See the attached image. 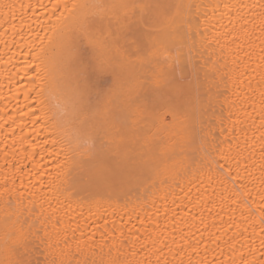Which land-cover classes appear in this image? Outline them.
<instances>
[{"label": "snow or ice", "instance_id": "6c2138e0", "mask_svg": "<svg viewBox=\"0 0 264 264\" xmlns=\"http://www.w3.org/2000/svg\"><path fill=\"white\" fill-rule=\"evenodd\" d=\"M46 7L42 3L26 4L23 0H0V29H3V35L8 34L5 25L11 27L14 35L21 34L15 31L18 27L16 20L19 19L22 32L25 27H31L29 22L34 17L39 19L37 9ZM222 8L226 12L217 16L216 12L221 9L219 3L93 0L91 3L69 4L68 0H55L51 4L52 15L60 13L57 20L68 19L64 15L66 12L74 19V26L62 38V47L67 52L64 76L58 80L50 73L43 55L46 37L37 34L40 47L28 54L31 59L24 61L23 71L27 78L24 99L31 103L26 105L28 111L23 115L29 116L34 126L40 124L45 131L51 129L43 144L50 143L53 148L59 145V150L45 149L26 136L20 137V150L25 154L24 159L33 162L37 147L41 152L48 151L56 160L57 179L65 178L56 191L67 192L69 203L63 205L59 197L58 207H52L48 202L51 214L41 221L44 225V235L41 236L36 221L29 222L33 211L19 206L24 199L21 192L16 219L11 223L6 220L4 224L6 259L0 260V264H32L24 258V254L37 240L47 242L49 248L53 247V233L47 229V223L53 219L55 246L62 238L68 247V229L73 234L79 230L83 238L89 227L93 228L91 235L77 244L73 259H61L59 264H264V0L226 2ZM201 9H211L212 15L204 11L201 17ZM224 16L228 18L227 25L223 23ZM48 19L51 20L52 16ZM216 24L219 29L213 40L219 44L221 37L228 39L231 45H235L234 49L230 48V54L236 59L232 60L231 68L223 73L216 68V62H212L210 68L200 69L204 71L203 78H200L199 70L193 68V79H189L185 74L187 65L181 67L184 64L183 49L187 47L192 53L198 51V44L199 48L211 47L207 33L209 26L214 28ZM45 32L47 34V30ZM48 39L51 42V38ZM208 63L205 60V65ZM137 66L146 68L150 74L137 76L135 86L129 88L126 84L132 78L130 70ZM224 67H228L227 63ZM106 77H111L110 84ZM253 81L256 82L255 87ZM94 96H103L107 104L103 108L99 104L94 105ZM232 97L243 102L240 107ZM217 104L228 108L226 117L223 111L216 117L222 138L219 142L215 135L216 125L206 130L204 120L209 110L216 116ZM249 108L251 111H248ZM239 111L250 117L259 131V136L253 137V140L259 141L260 148V177L255 194L249 187L253 176L251 168L255 167V143L249 142L247 130L238 128L244 123L237 115ZM225 121L230 123L226 125ZM0 127L3 125L0 124ZM241 131L243 141L238 137ZM12 133L15 135L14 128ZM224 144L228 145L227 149ZM177 148L182 157L181 167L186 173L191 169L187 190L177 179L179 171L169 166V161L177 155ZM8 155L5 152V156ZM17 171L22 169L17 168ZM148 172L171 177L173 183L181 187L184 196L180 205L172 200L175 206L172 211L179 208L180 212H184L187 209L184 214L191 215L193 221L197 219L193 208L202 206L211 212L204 198L207 191L205 185L218 187L221 190L219 194L228 200L232 211L240 209L245 225L239 231L240 224H235L237 231L225 241L231 255H225L221 248L220 254L224 259L214 256L209 260V245L217 244L219 247L217 241L220 237L215 233L208 232L207 239L203 238L204 232L194 239L189 238L194 236L189 233L177 240L175 227L167 232L161 230L157 223L155 229L149 230L148 224L154 223L151 214L145 218L141 214L145 209L133 208L130 212L127 203L121 205L120 193ZM42 175L37 173V176ZM20 179L21 187H24L23 177ZM5 191H8L7 187ZM167 196L160 197L165 215L169 212ZM185 200L187 203H184ZM105 201L112 207L109 215H105L107 208L100 210ZM72 202L81 208L82 219H87L82 210L87 204L89 217L95 216L103 223L92 221L81 224L75 216L65 220L64 216L70 215ZM94 208L96 211H93ZM26 211L28 216H25ZM61 211L64 216L57 215ZM43 213L41 205V215ZM155 214L159 217L161 208H155ZM125 215L127 221H124ZM117 216L123 221L119 227L115 219ZM134 219L139 227L132 223ZM200 222L207 231L203 213L200 214ZM128 225L131 226L125 234L124 227ZM101 228L103 231H100ZM249 228L252 230L251 238L244 235ZM97 232H100L99 241L95 240ZM238 243L239 248L236 247ZM105 248H108L107 253ZM113 250L116 255H113ZM61 251L63 254L64 250ZM141 256L143 258H138ZM49 264H57V261L52 260Z\"/></svg>", "mask_w": 264, "mask_h": 264}, {"label": "bare ground", "instance_id": "6f19581e", "mask_svg": "<svg viewBox=\"0 0 264 264\" xmlns=\"http://www.w3.org/2000/svg\"><path fill=\"white\" fill-rule=\"evenodd\" d=\"M23 2L34 5L42 3L48 7L38 8L37 16L39 19L34 17L33 20L29 22L31 27H25L22 32L19 27V19H17L16 24L18 27L15 31L17 33H21L19 35H14L13 30L9 25L4 26L5 28H8V34L6 36L3 35V29H0V124L3 125V127H0V260L6 259L4 255V224L6 220L11 223L16 219L15 212L18 207V201L20 199L21 192L24 193V199L22 204L19 206L23 209H31L33 211L29 222L31 223L36 221L37 227L41 229V236L44 235V225L41 223V221H44V219L49 214H51V208H49L48 202H51L52 207H58L57 197H59V200L63 202V205L66 206L69 203V200L67 199V192L56 191V187L62 184L63 180L65 179L64 177L57 179L58 169L56 168V160L48 154V151L41 152L39 147L36 148L37 154L35 156V162L24 159L25 154L20 150V137L26 136L33 140L34 144L43 145L45 149L50 151L55 152L59 150V145L53 148L50 143L47 145L43 144L44 139L49 136L51 129L45 131L41 128L40 124L34 126L31 123V118L29 116L23 115V113L28 111L26 105L31 103L30 101H26L24 99L27 78L25 77L23 67L25 59H31L28 54L33 50H38L40 47V41L37 38V34H39L41 37H46L44 40L45 52L43 55L50 73L56 79H62L64 76V61L67 56L66 49L62 47V38L64 35L68 34L74 26V19L66 12L64 15L68 17V19L57 20V16H59L60 13L57 12L55 15H52L50 11L51 4L54 3L55 0H23ZM73 2L91 3L93 0H68L69 4H72ZM139 2H194L204 4L219 3L221 4V9L216 12V15L220 16L223 12H226V10L222 8L223 3H236L237 0H139ZM246 2L251 3L253 0H246ZM204 11H207L209 16L212 15L211 9H201V17ZM50 15L52 16L51 20L48 19ZM223 23L225 25L228 24L227 16H224ZM213 24H215V21H213ZM209 28L210 30L207 33V39L211 44V47L199 48L198 44V51H193L192 53H189L187 47L183 49L184 64H182L181 67H185V65H187L185 74L189 79H193V68L199 70V76L200 78H203L204 71L200 69L206 70L207 68H210L212 62H216V68L219 69L220 73H223L227 72L231 68L232 60L236 59L234 55L230 54V48L234 49L235 45H231L228 39L221 37L219 44L213 40V36L216 34L217 29H219V25L216 24V27L214 28L209 26ZM53 29H55V31H53ZM45 30H47V34ZM203 31L204 29L202 28L201 32ZM220 31L222 32L223 29H220ZM49 37L51 38V42H49ZM199 39L200 38L197 37L198 41ZM121 43H123V41H121ZM256 43L259 44V41H256ZM256 52H259L258 48L256 49ZM190 56L191 63H189ZM205 60L209 61L207 65H205ZM225 63H227L228 67H224ZM253 67H255V64H253ZM149 74L150 73L146 68H141L139 66L131 69L130 75L132 78L127 81L126 86L129 88L134 87L135 78L137 76ZM177 74H180L179 68L177 69ZM29 75H31V73H29ZM253 86H256L255 81H253ZM222 99L223 97H221V100ZM232 99L236 100L237 107H240L243 103L237 97H232ZM255 99L258 109V92L256 93ZM115 103H119V101H115ZM93 104H99L103 108L107 104V101L103 96H100L98 100L94 99L93 97ZM221 111H223V115L226 117L228 114L227 106L223 104H217L215 107L216 116L212 115L211 110H209L204 116L206 130L213 125H216L215 135L217 137V142L222 139L219 135L218 121L216 120V117L220 115ZM248 111H251V108H249ZM237 115H239L241 120L244 121L243 124L238 125V128L247 130L249 142L255 143V167L251 168L253 176L251 177L252 184L249 185L255 194L256 187L259 186L260 177V148L259 141L253 140V137H258L259 131H257L255 126H253L252 119L248 117L243 111L237 112ZM253 115H255V113ZM9 117H12V119H9ZM233 119H235V116ZM13 120H15L14 124ZM5 121H7V123H5ZM225 123L228 125L230 122L225 121ZM256 124H259L258 117L256 118ZM12 128L15 129V135L12 133ZM38 132L39 134H37ZM238 137L241 141H243L244 135L242 131L238 133ZM14 140L16 141L15 144L13 143ZM233 145L235 146V141H233ZM24 147L26 148L27 145L25 144ZM223 147L227 149L228 145L224 144ZM5 152H8L9 155L5 156ZM176 152L177 155L175 156L174 160L169 161V166L179 171V176L177 179L180 180L181 186L187 190V180L190 178L191 169H189L187 173L183 170L181 167L182 157L180 155V149L177 148ZM41 156H43V159H41ZM17 168L22 169V171H17ZM37 173H43V175L37 176ZM21 177H23L24 187H21ZM13 180H15L14 184ZM244 182L247 183V181ZM33 184L36 185L35 188L32 187ZM41 184L44 185L43 188H41ZM5 187H7L8 191H5ZM214 187L215 192H213ZM237 187H239V185H237ZM205 188L207 189L206 192H204L203 188L201 191L204 192V198L208 201L209 206L211 207V212L202 206L193 208V214H195L197 217L195 221L192 220L191 215L184 214L187 212V209H185L184 212H180L179 208H177L176 211H172V209L175 207L172 204V200L175 199L177 205H180L184 193L181 192V187L176 186L173 183L171 177L158 175L155 172L146 173L137 183L123 190L119 195V200L121 205L124 203L128 204V210L130 212L133 208H143L146 211L141 212V214L145 215V218H147L148 214H151L152 221L154 223L148 224L149 230L155 229L157 223L160 225L161 230H165L167 232H171L173 227H175L177 231L174 233V235L176 236L177 240H179L181 235H186L189 233L194 234V236H189L190 239L200 237L201 232H204V239L208 238V232L215 233L220 237V239L217 241L219 247L217 244L209 245V252L207 254L208 259L212 260L214 256L217 259H224V256L220 254V249H224L225 255H231L229 245L225 243V241H228L233 232L237 231L235 224H240L239 231H242L245 225L241 220L240 209L237 208V210L233 212L229 206L228 200L219 194L221 190L218 187L215 185H205ZM229 188H231V185H229ZM193 192L195 193V188H193ZM30 193H35V195H30ZM165 194H168L167 203L169 207V212L166 215L163 212V201L160 199V197ZM226 195L227 194H225V196ZM184 203H187V201L185 200ZM102 204L103 207L100 210L103 211V208H107L108 212L105 213V215H109L112 211V207H109V204L106 201L102 202ZM41 205L44 209L43 215H41ZM157 207L161 208V214L159 217H157L155 214V208ZM189 207H191V205H189ZM82 210L84 212V217L87 219H82L80 217L81 208L76 202H72V207L69 209V216H64L63 211L57 215L64 216L65 220L70 219L71 216H75L77 221H79L81 224L91 223L92 221L100 224L103 223L102 220H96L95 216L89 217L87 204L84 205ZM93 211H96V209L94 208ZM201 213H203L204 223L208 225L207 231L204 230L203 225L200 222ZM25 216H28L27 211L25 212ZM38 216L40 217L39 221H37ZM230 217L233 219H230ZM23 218L24 217H21V219ZM109 219L111 220L112 217L109 216ZM115 219L117 220V227H119L123 221L120 220L119 216L115 217ZM127 219L128 217L125 215L124 221H127ZM233 221L235 223H233ZM132 223L139 227V224L135 219L132 221ZM193 224L195 225L194 227ZM54 225V219L47 223V229L49 232L53 233L55 240ZM165 225H167L166 229ZM130 226L131 225L124 227L125 234H127L128 227ZM73 227H75V223L73 224ZM108 227L111 229V223H109ZM217 229H219V231H217ZM92 231L93 228L89 227L86 235L82 238L79 230L73 234L72 230L68 229L67 248L62 238L58 246H55L53 240L54 246L51 248L48 247L47 242L40 243V241L37 240L32 246L29 247L27 252L24 254V258L32 261V264H49V262L52 260H56L57 264H59L61 259H73V256L77 251V244L82 243L83 239H87V235H91ZM100 231H103V228H101ZM244 235L251 238V228H249V231ZM99 238L100 232H97L95 240L99 241ZM170 240L171 236L169 237V241ZM258 245L259 240H257V246ZM236 247L239 248L240 244L238 243ZM61 250H64L63 254ZM107 251L108 248H105L104 252L107 253ZM97 252H99V248H97ZM165 252H167V249H165ZM113 255H116L115 250H113ZM203 255L204 253L201 252V256ZM98 258L99 257H97V259ZM138 258H143V256ZM168 258L171 259V256ZM185 259H187V257H185Z\"/></svg>", "mask_w": 264, "mask_h": 264}, {"label": "rangeland", "instance_id": "374dc122", "mask_svg": "<svg viewBox=\"0 0 264 264\" xmlns=\"http://www.w3.org/2000/svg\"><path fill=\"white\" fill-rule=\"evenodd\" d=\"M106 79L108 80L109 84L111 83V77H106ZM100 98V97H99ZM99 98L94 96V99L98 100Z\"/></svg>", "mask_w": 264, "mask_h": 264}]
</instances>
